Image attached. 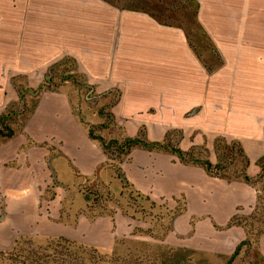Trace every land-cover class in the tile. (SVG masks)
<instances>
[{
  "label": "crops",
  "instance_id": "crops-1",
  "mask_svg": "<svg viewBox=\"0 0 264 264\" xmlns=\"http://www.w3.org/2000/svg\"><path fill=\"white\" fill-rule=\"evenodd\" d=\"M19 3L20 14L12 10L5 20V37L10 38L6 47L12 50L6 62L12 64L0 76V114L6 104L18 100L13 74L25 72V86L35 87L46 67L64 54L75 57L77 69L96 91L119 89L122 106L117 112L134 113L127 115L132 134L138 124L135 115L149 105L194 101L188 93L203 78L204 64L179 27L107 0ZM247 45L245 78L233 90L234 100L243 99L244 106L239 114L229 113L225 129L226 136L238 138L248 157L246 175L211 174L200 163L140 144L131 147L122 164L138 194L166 200L170 207L181 201L162 234L170 244L229 255L247 235L234 218L256 206L258 186L250 178L264 158V129L254 128L264 123V53L249 57ZM29 97L26 93V101ZM32 99L22 126L8 135L0 131V243L25 232L79 233L96 242L129 232L135 223L121 210L89 217L66 206L65 194L80 179L108 178L112 168L66 89H42ZM146 124L149 140L160 139L167 129L160 121ZM257 248L264 264V226Z\"/></svg>",
  "mask_w": 264,
  "mask_h": 264
},
{
  "label": "rangeland",
  "instance_id": "rangeland-1",
  "mask_svg": "<svg viewBox=\"0 0 264 264\" xmlns=\"http://www.w3.org/2000/svg\"><path fill=\"white\" fill-rule=\"evenodd\" d=\"M107 1L144 10L159 22L183 30L188 45L204 64L203 78L193 93H188L194 101L149 105L135 115L138 124L132 134L127 115L134 113L124 116L117 112L121 105L119 89L96 91L77 69L75 57L64 54L52 61L35 87L25 86V72L13 74L18 100L4 106L0 131L8 135L21 127L32 98L42 89H66L75 112L106 152L112 168L108 178L97 175L80 179L76 188L65 194L66 206L89 217L121 210L135 225L123 235L114 234L108 242H96L79 233H14L6 244L0 243V264H263L257 238L264 226V158L257 175L250 178L258 186L256 206L234 218L245 226L247 235L229 255L166 242L162 234L181 201L170 207L166 200H150L138 194L126 180L122 164L131 147L140 144L166 149L184 162L200 163L211 174L246 175L248 157L238 138L226 136L225 129L230 125L229 113L239 114L244 106L243 99L234 100L233 90L245 78L246 43L249 57L264 53V0ZM8 2L13 3L12 8L6 6ZM12 10L20 14L19 0H0V76L12 64L6 62L12 50L10 45L6 47L10 38L5 37L6 16ZM26 93L31 96L27 101ZM147 121L167 126L160 139H148ZM254 128L262 131L264 123L254 124ZM70 214L67 211L65 218Z\"/></svg>",
  "mask_w": 264,
  "mask_h": 264
}]
</instances>
